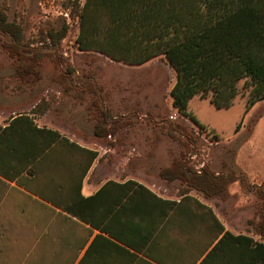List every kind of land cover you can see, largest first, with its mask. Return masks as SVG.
I'll use <instances>...</instances> for the list:
<instances>
[{
    "label": "crops",
    "instance_id": "crops-1",
    "mask_svg": "<svg viewBox=\"0 0 264 264\" xmlns=\"http://www.w3.org/2000/svg\"><path fill=\"white\" fill-rule=\"evenodd\" d=\"M14 72L4 74L0 81V264H69L72 258H76L74 264H200L218 240L208 246L213 232L205 225L211 217L195 201L212 211L225 232L264 242L253 232H234L224 224L230 218V211L224 208L226 201L220 207L219 200L206 199L192 190L188 191L191 200L182 203L180 182L161 175L162 169L171 166L170 157L176 155L170 150L157 156L166 163L156 169L149 165L145 150L135 156V148L125 149L108 170L102 153L92 146L96 136H70L62 126L57 128L54 104L39 100L38 84L14 79ZM49 132H57L81 149L68 144L56 147L55 136ZM89 152L97 157L93 159ZM191 156L195 159L197 152ZM221 156V175H233L234 184L248 183L247 175L261 173V169L249 173L238 166L237 155ZM235 165L242 170L240 176L235 175ZM109 182H133L145 188L113 185L109 189L107 200L111 206L118 204L114 237L87 230L88 225L74 228L71 216L51 201L71 205L72 198L94 197ZM100 205L98 198L94 209ZM234 212L240 214V210ZM57 220L61 226L56 228Z\"/></svg>",
    "mask_w": 264,
    "mask_h": 264
},
{
    "label": "trees",
    "instance_id": "trees-1",
    "mask_svg": "<svg viewBox=\"0 0 264 264\" xmlns=\"http://www.w3.org/2000/svg\"><path fill=\"white\" fill-rule=\"evenodd\" d=\"M76 13L79 33L75 43L80 52L101 54L129 66H142L165 57L176 73V83L170 93L173 108L202 129L204 126L189 112V104L197 96L208 99L218 110L229 109L239 95V83L245 81L250 90L246 113L264 101V0H85L77 6ZM68 30L69 26L61 19V26L49 30L38 42L42 47L59 46ZM0 33L9 36L15 44L24 42L23 27L15 21L10 22L2 9ZM42 56L35 54L34 64L15 68L13 78L38 84L41 80L38 61ZM69 75L73 76V73L69 71ZM75 83L72 79L70 85L64 87L65 93L78 90ZM79 90L94 96L100 94L93 83L87 89L81 86ZM240 127L237 126L236 131ZM98 129L94 134L96 138L102 140L110 136L102 125ZM178 129L180 135H184L182 129ZM49 133L55 136L56 147L68 144L71 148L81 149L57 132ZM89 153L93 159L97 157V153ZM188 163L177 159L161 171L168 181L180 182L184 196L182 203L191 200L188 191L192 190L202 193L206 199L218 195L223 199L227 195L229 185L235 181L234 176H218L205 166L201 170H192ZM113 185L145 190L133 182L126 185L109 182L94 197L84 199L78 195L72 198L71 205L51 201L71 216L69 220L74 228L88 225L87 230L92 228L114 237L113 222L118 218L115 212L118 204L111 206L107 200ZM255 191L260 206L256 218L248 224L264 241V188ZM98 198L101 205L95 210ZM195 203L211 217L205 225L213 232L208 246L218 240L200 264H264V242L225 232L210 209ZM58 221L54 223L56 228L61 226ZM103 240L111 244L106 238ZM75 260L72 258L69 264H74Z\"/></svg>",
    "mask_w": 264,
    "mask_h": 264
},
{
    "label": "rangeland",
    "instance_id": "rangeland-1",
    "mask_svg": "<svg viewBox=\"0 0 264 264\" xmlns=\"http://www.w3.org/2000/svg\"><path fill=\"white\" fill-rule=\"evenodd\" d=\"M84 1L0 0V9L10 22L21 24L24 34L23 44L18 45L0 33V81L15 68L34 64L35 54H43L38 61L39 100L54 104L55 125L62 126L70 136L95 138V131L102 125L111 137L95 138L92 146L100 150L108 170L112 160L120 159V153L132 148L136 149L135 156L145 150L149 165L156 169L166 163L157 160L164 150L176 154L170 157L171 163L183 160L189 162L192 170L205 166L218 176L223 172L222 154L237 155L236 163L249 173L261 169L260 174L247 175L245 179H249V184L232 182L223 199L221 195L210 198L219 200L220 207L222 201L227 202L224 208L230 211V218L223 222L231 231L254 232L248 221L254 220L260 206L256 187L251 190V185L264 188V101L246 113L250 90L245 81L239 83V95L229 109L218 110L208 99L197 96L190 102L189 112L204 126L200 128L172 106L170 93L176 83V73L165 57L142 66H129L101 54L79 51L75 43L79 33L76 9ZM61 19L69 26L67 36L59 46L42 47L38 40L49 30L59 28ZM69 71L73 76H68ZM72 79L79 89L96 84L100 94L94 96L79 89L65 93L64 87L69 86ZM178 128L184 135H180ZM109 149L112 151L107 152ZM194 152H197L195 159L191 156ZM238 166L232 169L240 176L242 170ZM231 176L228 177L233 178ZM198 195L204 197L202 193ZM235 210H240V214Z\"/></svg>",
    "mask_w": 264,
    "mask_h": 264
}]
</instances>
